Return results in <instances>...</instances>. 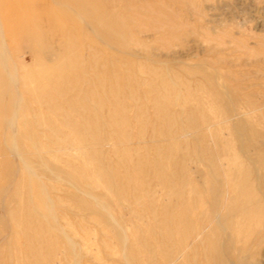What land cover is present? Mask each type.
Segmentation results:
<instances>
[{
    "label": "rangeland",
    "instance_id": "1",
    "mask_svg": "<svg viewBox=\"0 0 264 264\" xmlns=\"http://www.w3.org/2000/svg\"><path fill=\"white\" fill-rule=\"evenodd\" d=\"M2 49L0 264H167L168 210L186 264H264V0H0ZM230 170L227 257L195 229Z\"/></svg>",
    "mask_w": 264,
    "mask_h": 264
},
{
    "label": "bare ground",
    "instance_id": "2",
    "mask_svg": "<svg viewBox=\"0 0 264 264\" xmlns=\"http://www.w3.org/2000/svg\"><path fill=\"white\" fill-rule=\"evenodd\" d=\"M79 1L81 2V0H79ZM75 2L77 3V1H75ZM81 4H80V8L81 7H85V6H81ZM0 54H1L2 64L4 65L5 71L6 70L9 71L8 66H7V60H6V52H5V50L2 49L0 51ZM231 101L233 103V100H231ZM65 149H68V147L66 146ZM232 170H230V171L227 172V174L229 175L228 176L229 178L225 181V184H223V185L221 184L222 187L219 186L218 189H215V191L217 190L216 192L213 191V195H212L213 201H211V204H210L211 206L210 205L209 206H210V208H212L215 211V214H216L215 215V218H212L209 215V213H210V211L212 209H207V208L206 209H203L202 208L200 210V208H198V210L200 211L199 214L202 216V218L203 219L207 218V219L204 220V222H205L204 225H199V226H197L198 229L197 228L195 229V234H197L198 237H200V239H201L202 242H204V241H210L212 239L214 240L213 237L216 236V233L218 234L221 231L225 232L226 235H227V239H228V241H230V243L228 245L224 246L223 248H221L222 249L221 251H219V248L218 247L216 248V251L214 250L216 253H217V251H219V252L224 253L225 255H227V253H228L226 249L230 250L232 247H233L234 250L237 251V253L242 252V251H245V247L246 246L244 247V249L241 248V250H242L241 251L239 248H237L236 241L242 240L241 239V236H244L246 234L245 233L243 235L245 229L249 226V224L250 225H256L259 222V221H255L254 220L255 215L254 214L251 215V211H249L250 201H251L252 198H254V195H256V193L254 191L255 189L253 190V188H251V186H250L251 182H250L249 183V186H248L249 187V191H247V192H249V198H250L249 199V202H247V203L244 202L245 199H247L246 196H248L246 194H245L246 195L245 198H243L244 201L243 200L240 201L238 199V195L246 191L244 189V185H246V183H247V180H246L247 178L244 177V179H241L240 180L239 179L240 176H241L240 173L237 172V171H232ZM245 170L247 172H249L248 171L249 169L248 170L245 169ZM213 172H215V171H213ZM215 175H216V172H215ZM246 175L248 176V173H246L244 176H246ZM249 179H250V177H249ZM235 183L237 184V186H235L236 185ZM172 204L173 203H171V205ZM200 205H201V203L198 206H200ZM222 208L225 209L224 214L221 213L222 212ZM168 211H170V210H168ZM168 211H166V214H165L164 219L162 221V228H163V231H164L165 239L168 240V242H171L169 240L171 238H173L175 234L178 233V234H180L182 236H181V240L178 243L175 242L174 244H171L170 249H168V248L165 249L163 251V255L165 256V258L167 260V264H186L185 263L186 260H184V258L181 255V253L176 254V249L178 251H181L182 248L186 247V245L188 244L186 239L189 237V235L191 233L190 226L189 225H186L187 224V221L189 220V218H188V220L186 221V218L188 217L187 216L188 213L185 214V215H183V217L185 216L186 218L185 217L183 218L182 216H180V217L183 218V221H184V219L186 221V224L185 223L183 224V223H180L181 220H182V218H180L181 220L179 219L180 222H177L178 221V218L173 215L174 213L173 214L171 213L174 216L173 217ZM211 216H212V214H211ZM221 216H223V217L221 218ZM156 221H157L156 223H158V218L157 217H156ZM250 221H252V222H250ZM205 228L208 230V232H207V230ZM202 230H203L204 234L202 233ZM260 233H261V231L259 232V234ZM248 235H249V232H248ZM248 235H245L244 236V239H245L246 236H247L246 239L248 237L249 238L251 237V236H248ZM261 235H262V233H261ZM219 236L220 235H217V238H219ZM231 241L233 242V244L231 243ZM260 242H264L263 235L261 236V238L259 236H257L256 237V241L254 242V244L256 245V244H259ZM208 245H209V243H208ZM210 245H209V247H210ZM242 245H243V243H241V246ZM174 246H176L177 248L175 249ZM250 246H252V245H250ZM247 249L250 250V247H247ZM238 250H239V252H238ZM209 251H211V249ZM214 251H213V248H212V252L213 253H214ZM219 252H218V255L220 254ZM244 253H246V251L245 252H242L241 254L243 255ZM203 255H204V257H206L207 259H209L206 250H205V253H203ZM245 255H247V254H245ZM223 257H224V255H223ZM227 257H228V255H227ZM179 259H182L183 261L181 260L179 262ZM196 260H197V255L195 256V261ZM221 260H222V258H221ZM226 260H228V259L226 258ZM207 263H209V262H207ZM228 263H230V262H228ZM46 264H48V263H46ZM50 264H51V262H50ZM135 264H144V262L140 263V261H137Z\"/></svg>",
    "mask_w": 264,
    "mask_h": 264
}]
</instances>
